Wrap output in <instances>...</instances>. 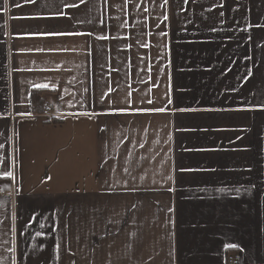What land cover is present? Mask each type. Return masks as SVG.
<instances>
[{
    "label": "crops",
    "instance_id": "obj_1",
    "mask_svg": "<svg viewBox=\"0 0 264 264\" xmlns=\"http://www.w3.org/2000/svg\"><path fill=\"white\" fill-rule=\"evenodd\" d=\"M0 264H264V0H0Z\"/></svg>",
    "mask_w": 264,
    "mask_h": 264
},
{
    "label": "trees",
    "instance_id": "obj_2",
    "mask_svg": "<svg viewBox=\"0 0 264 264\" xmlns=\"http://www.w3.org/2000/svg\"><path fill=\"white\" fill-rule=\"evenodd\" d=\"M31 112L34 114L45 113L44 101L40 96V90H33L31 92Z\"/></svg>",
    "mask_w": 264,
    "mask_h": 264
},
{
    "label": "built area",
    "instance_id": "obj_3",
    "mask_svg": "<svg viewBox=\"0 0 264 264\" xmlns=\"http://www.w3.org/2000/svg\"><path fill=\"white\" fill-rule=\"evenodd\" d=\"M50 108V107H49Z\"/></svg>",
    "mask_w": 264,
    "mask_h": 264
}]
</instances>
